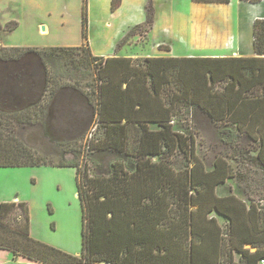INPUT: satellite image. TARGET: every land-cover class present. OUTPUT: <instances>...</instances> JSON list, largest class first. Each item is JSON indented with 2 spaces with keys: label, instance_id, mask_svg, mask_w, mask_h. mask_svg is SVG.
Returning <instances> with one entry per match:
<instances>
[{
  "label": "trees",
  "instance_id": "1",
  "mask_svg": "<svg viewBox=\"0 0 264 264\" xmlns=\"http://www.w3.org/2000/svg\"><path fill=\"white\" fill-rule=\"evenodd\" d=\"M119 4L112 0L111 10ZM81 10V46H0V127L6 131L0 133V168L75 169L81 252L72 255L34 239L24 202L0 204V251L33 264H235L234 254L240 256L238 264H259L264 198L242 199L217 190L232 179L245 182L247 166L260 172L264 191V19L254 22L252 58L132 60L92 56L87 0ZM9 23L4 31L17 29L18 23ZM152 24L150 5L145 22L128 35L141 30L146 35ZM59 56L75 58L93 72L89 95L69 86L49 91L45 58ZM66 88L87 101L90 123L73 139H51L48 94ZM196 110L210 121L225 149L209 168L197 154L191 129L174 128L176 119ZM35 124L44 126L48 140L68 147L59 161L27 146L14 130ZM76 152L84 161L66 158ZM104 154L115 156L107 167ZM178 154L184 159L180 168L174 166Z\"/></svg>",
  "mask_w": 264,
  "mask_h": 264
},
{
  "label": "crops",
  "instance_id": "2",
  "mask_svg": "<svg viewBox=\"0 0 264 264\" xmlns=\"http://www.w3.org/2000/svg\"><path fill=\"white\" fill-rule=\"evenodd\" d=\"M62 1V8L55 7L52 12L59 14L62 21H67L70 15L79 18V26L76 40L71 44L63 43L61 47L81 46L82 0ZM111 3L112 0H87L88 46L94 57L142 60L146 58H252L256 56L253 36L254 22L257 19H264V0L258 3L230 0L228 4H200L192 0H120L119 6L114 11L111 10ZM150 5L153 8L151 30L146 35L137 33L128 35L136 26L145 22L146 10ZM43 27L44 31H42ZM38 33L40 37H47L48 25L45 23L39 25ZM142 36L146 39L144 43L141 42ZM152 40L150 52L146 46ZM0 46L15 47L6 45L2 40H0ZM56 46V43L47 42L27 47ZM69 96L73 99H77L75 97L77 96L79 103L77 105L68 104L70 101L66 98ZM50 105L47 110V127L52 135L76 137L86 131L90 123L91 112L87 101L79 96L77 91L70 88L59 91L51 99ZM22 129L24 132L27 129L34 130L39 138L42 135L45 136L42 124L22 126ZM22 131L18 130L19 138L26 145L37 150L38 147L31 145L38 139L33 140L20 134ZM25 168L32 167L0 168V204L25 202L19 199L21 189L24 187L22 182L24 174L21 170ZM3 178H7L8 182L5 187L1 185ZM30 233L34 239L41 241L33 234L31 225ZM244 248L251 253L256 250L250 245H245ZM239 259L240 256L234 254L235 264H238ZM0 264L33 263L20 258L16 259L0 251Z\"/></svg>",
  "mask_w": 264,
  "mask_h": 264
},
{
  "label": "rangeland",
  "instance_id": "3",
  "mask_svg": "<svg viewBox=\"0 0 264 264\" xmlns=\"http://www.w3.org/2000/svg\"><path fill=\"white\" fill-rule=\"evenodd\" d=\"M62 5V0H0V40L6 45L15 47L40 45L47 42L56 43L57 46L63 43H73L78 36L79 18L70 15L67 21H62L59 14L52 12L53 8L60 9ZM11 21L18 23L17 29L13 33L5 32V25ZM44 23L48 25L49 33L47 37H40L38 28ZM141 33L142 30L137 31V34ZM145 40L142 36L141 42L144 43ZM152 42L153 40L146 46L150 52ZM69 58L68 56L45 58L46 72L51 82L49 91L54 90L55 92L62 87L69 86L89 95L94 83L93 72L79 65L75 58ZM54 92L48 94V101H51ZM75 97L77 99L70 96L65 98L70 101L68 104L77 105L79 98ZM185 126H188L195 134L197 154L209 168L214 156L220 151L225 152V149L216 141L215 129L206 116L198 110L190 111L175 120L176 130H183ZM14 130L17 131L18 136V130L23 129L18 126ZM94 130L95 125L87 132L86 139ZM5 132L0 127V133ZM20 134L33 140L38 139L31 146L38 147L37 151L51 160L59 161L63 150L68 148L51 142L44 135L39 138L34 130L27 129ZM50 137L66 140L75 136L51 135ZM66 158L81 162L84 161L85 156L76 152V154L67 153ZM114 159V155L104 154L101 161L107 167ZM183 163V157L178 154L174 158V166L180 168ZM242 170L246 175L245 182L237 179L229 180L226 186L218 188V194L225 195L231 192L242 199L248 196L255 200L264 198L263 178L260 172L247 166ZM21 172L24 174L22 177L24 187L21 189L19 199L28 205L33 234L48 245L72 255H79L81 252V209L76 192L75 170L66 167L42 166L25 168ZM6 179L3 178L2 187L7 186Z\"/></svg>",
  "mask_w": 264,
  "mask_h": 264
},
{
  "label": "built area",
  "instance_id": "4",
  "mask_svg": "<svg viewBox=\"0 0 264 264\" xmlns=\"http://www.w3.org/2000/svg\"><path fill=\"white\" fill-rule=\"evenodd\" d=\"M91 136V135H90ZM259 264H264V259L259 262Z\"/></svg>",
  "mask_w": 264,
  "mask_h": 264
},
{
  "label": "water",
  "instance_id": "5",
  "mask_svg": "<svg viewBox=\"0 0 264 264\" xmlns=\"http://www.w3.org/2000/svg\"><path fill=\"white\" fill-rule=\"evenodd\" d=\"M42 31H44V27L42 28Z\"/></svg>",
  "mask_w": 264,
  "mask_h": 264
}]
</instances>
